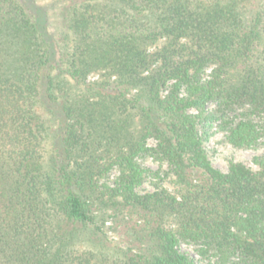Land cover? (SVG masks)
I'll return each instance as SVG.
<instances>
[{
  "label": "trees",
  "instance_id": "trees-1",
  "mask_svg": "<svg viewBox=\"0 0 264 264\" xmlns=\"http://www.w3.org/2000/svg\"><path fill=\"white\" fill-rule=\"evenodd\" d=\"M211 102L259 144L264 0H0V264H264V155L213 167ZM149 138L171 188L138 193Z\"/></svg>",
  "mask_w": 264,
  "mask_h": 264
},
{
  "label": "rangeland",
  "instance_id": "rangeland-1",
  "mask_svg": "<svg viewBox=\"0 0 264 264\" xmlns=\"http://www.w3.org/2000/svg\"><path fill=\"white\" fill-rule=\"evenodd\" d=\"M209 72L210 69H207L205 76ZM189 112L195 117L196 130L201 139V145L213 167L221 172H227L231 163L239 162L247 167L257 168L254 159L264 155V137L260 139L258 145L253 147L235 146L227 139L229 128L232 125L223 121L221 112L218 111V106L214 102L207 104L201 111L190 109ZM146 147L148 151L137 157V162L143 168L144 174L136 191L144 193L160 188L170 189L171 174L167 163L153 152V149L156 148V141L153 138L147 139ZM118 175V169L114 168L102 179V182L106 185L114 186ZM121 224L110 218L106 222V226L109 227L107 236L110 241L119 242L124 247L129 240L124 235V227ZM178 249L191 257L195 264H214V257L210 255L204 256L200 253L199 244L180 241Z\"/></svg>",
  "mask_w": 264,
  "mask_h": 264
}]
</instances>
